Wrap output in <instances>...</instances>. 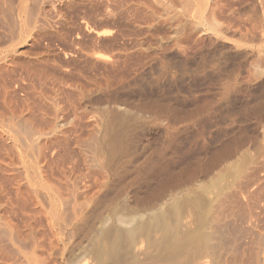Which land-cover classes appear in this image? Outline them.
<instances>
[{"label":"rangeland","instance_id":"374dc122","mask_svg":"<svg viewBox=\"0 0 264 264\" xmlns=\"http://www.w3.org/2000/svg\"><path fill=\"white\" fill-rule=\"evenodd\" d=\"M260 1L221 0L216 12L218 15L214 16L215 22L212 15L208 17L204 8V14L199 9L202 14H196L197 10L193 17H198L192 19L191 13L196 8L188 12L171 0H0V10L4 9L0 11V119L4 118L0 120V222L9 223L11 220L12 226H17L23 232L26 245H22L21 250L30 246L33 238L28 224L36 226L43 239V247L47 246L40 250L30 246L33 252L29 251L28 246L25 251H29V256L32 255L31 259L28 258L29 262L24 260L28 255L20 250L22 264H36L42 252L48 264H51V259L52 264H64V260L65 264H191L195 259L203 261L201 256L204 255L205 259H210L208 264H212L213 258L211 255L209 257V253L206 258L207 250L199 241L200 232L205 231L202 225L198 238H192L188 245L197 247L191 252L187 246L191 252L188 253L185 246L187 253L178 254V257L174 251L168 253L161 247L162 252L159 248L160 244L156 240L161 230L157 227L136 231L133 240V237L127 238L125 250L121 248V253H125L118 258L109 256V239L103 233L106 225L112 223L116 226L121 216L127 219L130 216L150 217L176 198L195 192L201 193L207 209H210L211 204L212 208L218 206V197L226 206L231 201L236 202L231 204L232 209L231 206L227 208L224 214L227 216H223V219L229 221L233 217L231 223H240L235 224L237 226L244 222L253 223V227L263 233L264 0L263 4ZM8 8L11 9L9 12ZM200 17L202 20H198ZM216 23L220 25L217 28ZM116 117L123 124L125 147H122L121 152L111 154L107 148V125ZM41 155L45 160L39 159ZM2 161L14 162L9 165L15 166L16 170L21 165L17 171H24L23 174L20 171L17 174L20 177L16 175L14 178L33 180L29 188L37 190L35 199L37 196L40 204L43 203L42 212H37L44 215L43 210L47 208L48 213L54 206L52 212L55 215L50 213L55 217L50 213L51 216L48 214L46 217L47 213L38 215L34 210L40 208L38 198L37 201L28 200L32 204H25L26 208L25 205L22 208L34 211L22 213L16 203L18 207L13 205L16 207H13V215L11 212L1 214V207L7 204V197L13 191L14 181L18 182L9 171L3 169ZM46 161L47 165L51 163L52 169L56 167L55 170L47 167L51 177L47 171L48 177L46 174L43 176L40 169V165ZM70 162L75 169L70 166ZM68 166L73 169L74 175H68L70 181L63 179V183H58L60 168L69 171ZM36 167L40 174H37ZM52 171L57 175L52 174ZM54 175L58 178L53 183ZM43 177H46V181ZM58 185L62 191L60 188L56 191ZM72 193L76 196L74 200H71ZM57 194L60 198L62 195L71 196V203L77 198L80 202L83 200L86 204H80L79 201L74 203L79 202L83 207L86 205V210L78 205L74 207L75 211H82V214L70 212L69 203L65 205L63 197L61 201ZM66 197L64 199L68 201ZM50 200H57L56 204ZM35 201L38 204L35 205ZM241 203L244 208L239 205ZM255 203H258V207ZM63 204L69 208L61 207ZM57 205L62 208L57 211L66 215L57 213ZM245 205L253 208L250 209L251 213L255 212V205L258 212L256 210L255 215L249 217L250 211H243L247 209ZM66 208L67 211H64ZM239 208H243L242 212H239ZM243 212L249 214L245 217H249L252 223L242 220ZM65 216H69V221ZM61 217L67 218V221H62ZM71 217L75 218L72 221H77L74 223L77 225L71 223ZM195 217L190 206L180 211L177 216L180 225L178 235L189 234L199 226ZM48 218L52 220L49 222ZM64 222L70 223L67 225ZM48 223L54 226L48 227ZM248 224L244 225L245 233L247 229L251 230ZM61 226H64L63 230ZM247 234L250 235V232ZM50 248L51 251L48 250ZM185 248L180 252L184 253ZM164 251L168 254H162ZM34 252H38L35 257ZM44 254L38 257L40 264L46 263ZM30 260H35V263Z\"/></svg>","mask_w":264,"mask_h":264},{"label":"bare ground","instance_id":"6f19581e","mask_svg":"<svg viewBox=\"0 0 264 264\" xmlns=\"http://www.w3.org/2000/svg\"><path fill=\"white\" fill-rule=\"evenodd\" d=\"M2 1V0H1ZM6 1V0H5ZM9 1H11V0H9ZM172 1V3L174 2V4H176L177 3V6H178V4H179V6L180 7H183V8H185L188 12H189V10L191 11V10H193L194 8H196V9H194V13H191V17H192V19L195 17V18H197L198 17V15L197 16H194L193 17V15L195 14V11L197 12V10H198V12L196 13V14H200V11H199V9L201 10V11H203L202 10V8H204L205 10H206V12L208 13V17H210L211 15L213 16V18L212 19H214V16H215V14H216V12H218V9L220 8V6H221V0H171ZM222 2H224V1H222ZM260 2H262V0L260 1ZM247 3V2H246ZM3 4V3H2ZM166 4V3H165ZM169 4V3H168ZM261 4H263V2L261 3ZM12 5V4H11ZM10 5V6H11ZM167 5V4H166ZM171 5V4H170ZM176 6V7H177ZM233 6V5H232ZM264 6V5H263ZM263 6H261V7H263ZM4 7H6V6H4ZM252 7V6H251ZM11 8V7H10ZM183 8H182V10H183ZM193 8V9H192ZM256 8V7H255ZM264 8V7H263ZM0 9H1V7H0ZM9 9V8H8ZM4 10V9H3ZM3 10H0V11H3ZM7 10V9H6ZM5 10V11H6ZM11 9H9L8 10V12L10 11ZM169 10V9H168ZM175 10V9H174ZM204 10V11H205ZM208 10V11H207ZM166 11V10H165ZM170 11H172V10H170ZM181 11V10H180ZM187 11H185V12H187ZM204 11L202 12L203 14H204ZM7 12V11H6ZM183 12V11H182ZM193 12V11H192ZM2 13V12H1ZM12 13L14 14V12L12 11ZM18 13V12H17ZM180 13V12H179ZM201 13V14H202ZM7 14V13H6ZM10 14V13H9ZM12 14V15H13ZM16 14V13H15ZM178 14V13H177ZM186 14V13H185ZM184 14V16L186 17V15ZM200 14V15H201ZM188 15V14H187ZM189 15H190V13H189ZM189 15H188V17H189ZM216 15H218V14H216ZM9 17L11 16V15H8ZM15 16V15H14ZM180 16V15H179ZM205 16H206V14H205ZM3 17V16H2ZM176 17H178V16H176ZM183 17V16H182ZM184 17V18H185ZM217 17V16H216ZM219 17V16H218ZM14 18V17H13ZM187 18V17H186ZM201 18V17H200ZM206 18V17H205ZM222 18V17H221ZM226 18V17H225ZM2 19H5V18H2ZM189 19V18H188ZM207 19V18H206ZM206 19H204V20H206ZM219 19V18H218ZM14 20V19H13ZM198 20H202V18L201 19H198ZM215 20V19H214ZM220 21H221V19H219ZM194 21V20H193ZM196 21V20H195ZM207 21V20H206ZM205 21V22H206ZM208 21H211V20H209L208 19ZM3 22V21H2ZM17 22V21H16ZM180 22V21H179ZM190 22V21H189ZM198 22V21H197ZM197 22H195V23H197ZM215 22H216V20H215ZM218 22V21H217ZM223 22V21H222ZM251 22H252V20H251ZM191 23V22H190ZM193 23V22H192ZM199 23H200V21H199ZM199 23H197V24H199ZM214 23V22H213ZM250 23V22H249ZM3 24V23H2ZM4 24H7V23H4ZM10 24V23H9ZM196 24V25H197ZM203 23H201V25H202ZM217 24L218 23H216V28L217 27H219L220 25H218L217 26ZM225 24V23H224ZM195 25V24H194ZM206 25H208V24H206ZM205 25V26H206ZM251 25V24H250ZM11 26H12V23H11ZM210 26H212L211 24H210ZM253 27V26H252ZM209 28H211L212 29V27H209ZM209 30V29H208ZM207 30V31H208ZM213 30V29H212ZM216 31V30H215ZM220 31V30H219ZM218 31V32H219ZM214 32V31H213ZM217 33V32H216ZM3 100V99H2ZM11 100V99H10ZM5 101H6V99H5ZM8 102H9V100H8ZM13 102V101H12ZM3 104V103H2ZM8 104V103H7ZM1 105V104H0ZM16 105V104H15ZM14 105V106H15ZM2 106V105H1ZM4 107V106H3ZM7 107V106H6ZM10 108V107H9ZM15 108V107H14ZM19 108V107H18ZM7 109V108H6ZM16 109V108H15ZM23 110V109H22ZM13 111H14V109H13ZM9 112V111H8ZM16 113V112H15ZM21 113V112H20ZM20 113H18V114H20ZM4 114V113H3ZM13 114V113H12ZM18 114H16L17 116H18ZM116 114V113H115ZM120 114H122V113H120ZM1 115V114H0ZM14 115V114H13ZM24 115V114H23ZM31 115V114H30ZM116 115H118V114H116ZM123 115V114H122ZM3 116V115H2ZM6 116V115H5ZM12 116V115H11ZM22 116V115H21ZM26 116H28V115H26ZM124 116V115H123ZM122 116V117H123ZM4 117V116H3ZM9 117V116H8ZM113 118V117H112ZM4 119V118H3ZM2 119V120H3ZM27 119V118H26ZM120 119V118H119ZM118 119V117H116V119H113V120H110L109 122H108V125H107V136H108V140H107V148L109 149H107L111 154H113V153H117L118 151H120L121 149H122V147L124 148L125 147V145L123 146V124H122V122H120V120ZM1 120V119H0ZM1 120V121H2ZM6 120L7 119H5V122H6ZM18 120V119H17ZM22 120H23V118H22ZM123 120V119H122ZM0 121V122H1ZM12 121V120H11ZM4 122V123H5ZM8 122H10V121H8ZM17 122V121H16ZM19 122V121H18ZM21 122V121H20ZM28 122H30V121H28ZM48 122V121H47ZM106 122V121H105ZM10 123H12V122H10ZM26 123V122H25ZM34 123V122H33ZM20 124V123H19ZM30 124V123H29ZM28 124V125H29ZM45 124H46V121H45ZM47 124H51V122L50 123H47ZM122 124V125H121ZM2 125V124H1ZM11 125V124H10ZM13 125H15V124H13ZM18 125V124H17ZM22 126H23V123H22ZM30 126H32V125H30ZM37 126V125H36ZM39 126H41V125H38V127ZM7 127V126H6ZM125 127V126H124ZM8 128V127H7ZM10 128V127H9ZM19 128V127H18ZM17 128V129H18ZM32 128V127H31ZM30 128V129H31ZM14 129V128H13ZM20 129V128H19ZM25 129V128H24ZM28 129V128H27ZM33 129H35V128H33ZM6 130V129H5ZM15 130V129H14ZM23 130V129H22ZM7 131V130H6ZM25 131V130H24ZM35 131V130H34ZM39 131V130H38ZM14 132V131H13ZM17 132V131H16ZM125 132V131H124ZM9 133V132H8ZM19 133V132H18ZM25 133V132H24ZM23 133V134H24ZM31 133V132H30ZM32 133H34V132H32ZM52 134V133H51ZM25 135V134H24ZM40 135V134H39ZM42 135H45V134H43L42 133ZM50 135V134H49ZM48 135V136H49ZM1 136V135H0ZM13 136V135H12ZM20 136V135H19ZM27 136V135H26ZM25 136V137H26ZM33 136V135H32ZM10 137V136H9ZM14 137V136H13ZM24 137V136H23ZM124 137L126 138V136L124 135ZM37 138H38V136H37ZM49 138V137H48ZM22 139V138H21ZM29 139H30V137H29ZM34 139V138H33ZM32 139V140H33ZM47 139V138H46ZM55 139H57V138H55ZM67 139V138H66ZM103 139V138H102ZM15 140H17V139H15ZM36 140V139H35ZM19 141V140H18ZM17 141V142H18ZM41 141V140H40ZM67 141V140H66ZM6 142V141H5ZM28 142V141H27ZM42 142V141H41ZM41 142H40V145H41ZM54 142V141H53ZM99 142V141H98ZM105 142V141H104ZM95 143H97V142H95ZM94 143V144H95ZM21 144V143H20ZM38 144V143H37ZM36 144V145H37ZM62 144V143H61ZM64 144V143H63ZM100 144H102V143H100ZM1 145V144H0ZM4 145H5V143H4ZM25 145H27V144H25ZM39 145V144H38ZM46 145V144H45ZM58 145H60V144H58ZM97 145V144H96ZM10 146V145H9ZM31 146V145H30ZM34 146V145H33ZM53 146V145H52ZM4 147V146H3ZM12 147V146H11ZM14 147V146H13ZM36 147V146H35ZM67 147V146H66ZM19 148V147H18ZM29 148V147H28ZM27 148V149H28ZM31 148V147H30ZM38 147H36V149H37ZM43 148V147H42ZM42 148H40V149H42ZM49 148V147H48ZM5 149V148H4ZM64 149V148H63ZM67 149V148H66ZM12 150V149H11ZM51 150V149H50ZM59 150V149H58ZM106 150V151H107ZM7 150L5 149V152H6ZM10 151V150H9ZM13 151V150H12ZM11 151V152H12ZM57 151V150H56ZM62 151V150H61ZM64 151V150H63ZM20 152V151H19ZM32 152V151H31ZM59 152V151H58ZM109 152H108V154H109ZM121 152V151H120ZM119 152V153H120ZM41 152H39V154H40ZM56 153V152H55ZM72 153V152H71ZM17 154V153H16ZM15 154V155H16ZM44 154V153H43ZM51 154V153H50ZM65 154V153H64ZM83 154V153H82ZM1 155V154H0ZM14 155V154H13ZM18 155V154H17ZM29 155V154H28ZM33 155H34V153H33ZM32 155V156H33ZM57 155V154H56ZM61 155V154H60ZM7 156H8V154H7ZM55 156V155H54ZM112 156V155H111ZM1 157V156H0ZM15 157V156H14ZM36 157V156H35ZM44 156L43 155H41L40 156V158L39 159H42ZM70 157V156H69ZM264 157V156H263ZM47 158V157H46ZM56 158V157H55ZM30 159V158H29ZM71 159V158H70ZM264 159V158H263ZM2 160H3V158H2ZM20 160H21V158H20ZM22 160H23V158H22ZM21 160V161H22ZM43 160H45L44 158H43ZM42 160V163L44 162ZM61 160V159H60ZM62 160H63V158H62ZM11 161V160H10ZM13 161V160H12ZM40 161V160H39ZM66 161V160H65ZM65 161H64V163H65ZM69 161V160H68ZM5 162V161H4ZM24 162V161H23ZM35 162V161H34ZM57 162H59V160L57 161ZM56 162V163H57ZM74 162V161H73ZM72 162V165L74 164ZM1 163H3V161L1 162ZM9 163L10 164H14V162H8V163H3V165H1L2 167H4L3 169L4 170H6V171H9V174L10 175H13L12 176V178H14L18 173H20V171H17L18 169H20V167H21V165H20V167L18 166V168H17V170H16V168H14L13 167V165L11 166V165H9ZM15 163H17V162H15ZM41 163V164H42ZM47 161H46V163H44V164H42V165H40V164H38V165H40V169H41V171H42V175L44 176L45 174H46V171L48 172V168H50L51 167V163H49L48 165H47ZM61 163H62V161H61ZM67 163H69V162H67ZM85 163V162H84ZM58 164V163H57ZM17 165H18V163H17ZM16 165V166H17ZM37 165V167L39 168V166ZM89 165V164H88ZM50 166V167H49ZM59 166V165H58ZM57 166V167H58ZM70 166H71V162H70ZM262 166V165H261ZM264 166V165H263ZM23 167V166H22ZM36 167V168H37ZM48 167V168H47ZM64 167V166H63ZM71 167H73V166H71ZM75 167V166H74ZM73 167V169H75ZM37 168V170L36 171H38L39 169ZM54 168H56V167H54ZM53 168V169H54ZM60 168V167H59ZM68 168L70 169L69 171H67L66 169H62V167L60 168V171H59V173H60V175H61V178H58L57 176H55V175H57V173H55L54 171H52V174H55L53 177H54V181H53V183L55 182V178L57 177L58 179H57V181H58V183H60V182H64V180L66 181V179L68 180V181H70V179L68 178V175H74L73 174V169L72 168H70L69 166H68ZM87 168V167H86ZM2 169V170H3ZM27 169V168H26ZM25 169V171H27ZM51 169H52V167H51ZM50 169V170H51ZM52 169V170H53ZM251 169V168H250ZM254 169V168H253ZM257 169V168H256ZM255 169V170H256ZM49 170V171H50ZM55 170V169H54ZM76 170H77V167H76ZM249 170V169H248ZM36 171H35V173H36ZM40 171V172H41ZM75 171V170H74ZM92 171V170H91ZM24 172V171H23ZM23 172L21 171V173L23 174ZM54 172V173H53ZM85 172V171H84ZM247 172V171H246ZM257 172V171H256ZM3 173V172H2ZM7 173V172H6ZM28 173V172H27ZM44 173V174H43ZM59 173H58V175H59ZM77 173V172H76ZM147 173V172H146ZM252 173V172H251ZM4 174H5V172H4ZM37 174H40L39 173V171H38V173ZM50 174V172H48V175ZM83 174V173H82ZM86 174H88V172L86 173ZM90 174V173H89ZM96 174V173H95ZM94 174V175H95ZM254 174V173H253ZM48 175L46 174L45 176L46 177H48ZM59 175V176H60ZM67 175V176H66ZM80 175V174H79ZM141 175V174H140ZM245 175V174H244ZM249 175V174H248ZM256 175V174H255ZM2 176V175H1ZM18 177H20L19 175H17ZM16 176V177H17ZM26 177H27V175H25ZM25 176H24V178H25ZM28 176H29V174H28ZM50 176V175H49ZM78 176V175H77ZM235 176V175H234ZM247 176V175H246ZM260 176V175H259ZM4 177V176H3ZM23 177V176H22ZM37 177H38V175H37ZM46 177H43V180H45L46 181V179H44V178H46ZM51 177V176H50ZM70 177V176H69ZM146 177H148V176H146ZM244 177V176H243ZM251 177V176H250ZM257 177V176H256ZM1 178V177H0ZM10 178H11V176H10ZM32 178V177H31ZM86 178V177H85ZM97 178V177H96ZM235 178V177H234ZM263 178V177H262ZM2 179V178H1ZM14 179H18V178H14ZM26 179V178H25ZM29 179V178H28ZM28 179H26V181H23L22 180V178H19L18 179V182L17 181H14L15 182V185H14V182H13V179H12V182H13V185H14V187H13V191L11 192V194H10V196L9 197H7V199H8V201H7V204H3V207H1V211H2V213L1 214H4V212H11V214H12V211H13V207H15L16 206V203H18L19 204V209L21 208V211H22V213H23V211H25L24 213H26V210H28V209H23L22 210V208H23V206L26 204H32V203H28L30 200H31V202H32V199H34V200H36L38 197V195H37V190L36 189H30L29 188V186H31L29 183H31L32 181H29ZM64 179V180H63ZM75 179V178H74ZM94 179H95V177H94ZM255 179V178H254ZM6 180V179H5ZM52 181V179H48V181ZM97 180V179H96ZM96 180H95V182H96ZM237 180H239V179H237ZM250 180V179H249ZM257 180V179H256ZM259 180V179H258ZM261 180V179H260ZM264 180V179H263ZM40 181H41V179H40ZM39 181V182H40ZM72 181V180H71ZM233 181H235L234 179H233ZM245 181V180H244ZM34 182V181H33ZM42 182V181H41ZM44 182V181H43ZM62 182V183H63ZM67 182V181H66ZM66 182H65V184H66ZM98 182V181H97ZM246 182H247V180H246ZM253 182V181H252ZM263 182V181H262ZM6 183V182H5ZM4 183V184H5ZM35 183H37L36 181H35ZM34 183V184H35ZM61 183V184H62ZM74 183V182H73ZM225 183V182H224ZM223 183V184H224ZM232 183V182H231ZM243 183V182H242ZM1 184V183H0ZM28 184V185H27ZM68 184H69V182H68ZM71 184V183H70ZM251 184V183H250ZM259 184V183H258ZM8 185V184H7ZM10 185V184H9ZM12 185V184H11ZM27 185V186H26ZM48 186H49V184H47ZM56 185V184H55ZM234 185V184H233ZM256 185V184H255ZM261 185V184H260ZM4 186V185H3ZM44 186V185H43ZM50 186H52V185H50ZM57 186V185H56ZM55 186V187H56ZM66 186H67V184H66ZM71 186H72V184H71ZM73 186H74V184H73ZM236 186V185H235ZM234 186V187H235ZM29 189H28V188ZM61 186L60 185H58V187H56V191H57V189L59 190V188H60ZM63 187V186H62ZM68 187V186H67ZM228 187V186H227ZM231 187V186H230ZM229 187V188H230ZM233 187V186H232ZM241 187V186H240ZM254 187V186H253ZM257 187V186H256ZM259 187V186H258ZM264 187V186H263ZM262 187V188H263ZM3 188V187H2ZM1 188V189H2ZM5 188V187H4ZM242 188H243V185H242ZM247 188V187H246ZM245 188V189H246ZM42 189V188H41ZM46 189H48L47 188V186H46ZM61 189V188H60ZM65 189V188H64ZM68 189L69 188H67V191H68ZM220 189V188H219ZM228 189V188H227ZM235 189V188H234ZM233 189V190H234ZM251 189V188H250ZM254 189V188H253ZM258 189V188H257ZM5 190H6V188H5ZM39 190V189H38ZM54 190H55V188H54ZM224 190V189H223ZM222 190V191H223ZM229 190V189H228ZM231 190V189H230ZM236 191H237V189H235ZM234 190V191H235ZM239 191L238 192H240V188L238 189ZM254 190H256V189H254ZM259 190V189H258ZM61 191H62V189H61ZM67 191L65 192V193H67ZM72 191V190H71ZM201 191V190H200ZM219 191V190H218ZM217 191V192H218ZM234 191H233V193H234ZM247 191V190H246ZM251 191V190H250ZM2 192V191H1ZM68 192H70V191H68ZM75 192H76V190H75ZM224 192H226V191H224ZM228 192H230V191H228ZM248 192V191H247ZM254 192V191H253ZM259 192H260V190H259ZM258 192V193H259ZM4 193H6V192H4ZM33 193V194H32ZM71 193V192H70ZM232 193V194H233ZM245 193V192H244ZM252 193V192H251ZM263 193V192H262ZM58 194H61V193H59L58 192ZM57 194V195H58ZM75 193H72V197L71 196H68V195H70L69 193H68V195H64V197H63V195H62V197H63V200H64V203H65V205H68L66 202H68L69 203V205L68 206H70L71 208H73L72 210H71V208H69L68 206H65L64 204V206H61V207H68L69 209H70V212H74V213H76V214H78L79 215V213H81L82 211H79V213H77V211H75L76 209L74 208V207H78V205H79V202H80V200H78V198H77V200L75 199V201H79L77 204L76 203H74L73 201H72V203L70 202L72 199L74 200V198L76 197L75 195H74ZM80 194V193H79ZM78 194V195H79ZM222 194V193H221ZM220 194V195H221ZM225 194V193H224ZM234 194H237V193H234ZM234 194H233V196H234ZM241 194V193H240ZM261 194V193H260ZM35 195H37L36 196V199H35ZM48 195V194H47ZM219 195V196H220ZM238 195V194H237ZM66 196H68V197H66ZM75 196V197H74ZM222 196V195H221ZM225 196V195H224ZM227 196H228V194H227ZM227 196H225V197H227ZM230 196H232L231 194H230ZM247 196H249V195H247ZM260 196V195H259ZM56 197V196H55ZM58 197H59V195H58ZM61 197V198H62ZM66 197V199L67 198H69V197H71V200H70V198H69V200L68 201H66L64 198ZM243 197V196H242ZM252 197V196H251ZM57 198V197H56ZM60 198V197H59ZM61 198H60V200H61ZM86 198V197H85ZM222 198H224V197H222ZM229 197H227V199H228ZM235 198L237 199V196H235ZM256 197H254V199H255ZM3 199V198H2ZM44 199V198H43ZM58 199V198H57ZM81 199V198H80ZM241 199V198H240ZM243 199H245L244 197H243ZM248 198L246 197V200H247ZM29 200V201H28ZM33 200V201H34ZM38 200H39V198H38ZM60 200H58V201H60ZM85 200V199H84ZM218 200H219V202L217 203L215 200V202H216V205L218 204V206H215V207H211L213 204H211L210 205V209H207L206 208V206H205V203H206V201H205V199L203 198V196L201 195V193L200 192H195L194 194H191V195H182V196H180L179 198H176L174 201H172V202H170V203H168L165 207H163L161 210H159L158 212H156V213H154V214H152L150 217H141V218H139V216H138V218H131V216L129 217L130 219H127V218H124L123 216H121L122 218H119L117 221H118V224L116 225V226H114L112 223H110L111 225H109L108 224V226L106 225L105 226V228H103L104 230H103V233H104V235L106 236H108V239H109V244H108V254H109V256L111 257V258H118V257H122L121 255H123L124 253H125V251H124V253H121V252H123V250H125V245H124V243H125V241H126V239L127 238H131V237H133V238H131L132 240L134 239V236H135V232L136 231H140V230H147L148 231V229L150 228H154V227H157V228H159L160 230H161V233H160V236H159V238L156 240V242H158L159 244H160V246H159V248H161V247H163V249L164 250H166V252H168V251H174L175 252V254H177V257H178V254H179V256L181 255V253H182V255L183 254H185V253H187V248L189 247L190 248V250H191V252L192 251H194V249L197 247L196 245H195V248H194V245H193V247L191 246H188L189 244H190V240L192 239V238H195V236H196V238H198V236H197V234H199L198 232H200L201 231V228H200V226L202 225V226H204L205 227V231H201L200 232V234H199V241H201L202 242V244H203V246L205 247V249L207 250V251H205L206 252V258L208 257V254L207 253H209V257H210V255H211V257L213 258L211 261L213 262L212 264H264V231H263V233L261 232H258V230H256L257 228H255V227H253V223H252V221L251 220H249L250 218V216H251V214H254L255 212H256V210L257 209H255V205L256 204H258V203H261V202H258V203H255V205L253 206L254 207V210H255V212L254 213H251V211H250V209H253L250 205H245V208H247V209H243L244 208V206L242 205V203L241 204H239V205H241V207L243 206V211L245 210H247V212L248 211H250V215L249 214H247V212H243L244 213V215H243V221H250L249 223H252L251 225L250 224H248V226L249 227H251V228H249V229H251V230H248L247 229V231H249L250 232V235H248L247 233H249V232H247L246 231V233H245V228H244V225H247L245 222V224L243 225H238V226H240V227H238L237 225H235V224H240V223H236V222H234L233 224L234 225H232V220H233V215L231 216L232 217V220H230L229 219V221H227V219L226 220H224L223 219V216H224V214H225V212L227 211V208H230V206H231V209H232V205L231 204H236V202L235 203H232V201H231V204L228 206H226V204L224 205V204H222V201H221V198L219 199V197H218ZM223 200H225V199H223ZM232 200L234 201L235 199L234 198H232ZM242 200V199H241ZM249 200H250V196H249ZM2 201V200H1ZM3 201H4V199H3ZM37 201V200H36ZM36 201L34 202V204L36 205V204H38V203H36ZM42 201V200H41ZM57 201V200H56ZM55 201V202H56ZM62 201V200H61ZM237 202H238V199L236 200ZM244 201V200H243ZM37 202H39V206H40V208L39 209H36V208H34V210H36V212L37 211H39V212H42V211H40L41 210V205L43 204L42 202V204H40V200L39 201H37ZM45 202V201H44ZM50 202H53V201H51L50 200ZM55 202H53V204L55 203ZM86 202H88V201H86ZM215 202H214V205H215ZM252 202H254V201H252ZM256 202V201H255ZM15 203V204H14ZM49 202L47 201V205L49 206V204H48ZM58 203H60V202H58ZM70 203H71V205L73 206V205H77V206H71L70 205ZM81 203H83V204H86V203H84L83 202V200H81V202H80V204ZM249 203V202H248ZM51 204V203H50ZM52 204V205H53ZM56 204V203H55ZM83 204L82 205H79V206H82L83 207ZM252 204V203H251ZM13 205H15V206H13ZM26 205L24 206L25 208H26ZM35 205H33V206H35ZM59 205H62V203L61 204H59ZM208 205V204H207ZM238 205V204H237ZM263 205V204H262ZM1 206V205H0ZM47 206V207H48ZM51 206V205H50ZM85 206L86 205H84V207H83V210L85 209ZM185 206H190L191 207V209L193 210V212H194V219H197V221H198V224H199V226H198V224H195V226H198V227H195L194 229H192V231H190V233L189 232H187V233H189V234H181V235H178V233H177V231H179V221L177 220L178 218H177V216H178V214L180 213V211H182V209L185 207ZM226 206V207H225ZM235 206V205H234ZM247 206H250V207H247ZM257 206V205H256ZM264 206V205H263ZM16 207H18V206H16ZM15 207V208H16ZM30 207V206H29ZM36 207V206H35ZM57 208H56V211H57V209L59 210L60 209V207L58 208V205L56 206ZM236 207V206H235ZM240 207V206H239ZM258 207V206H257ZM256 207V208H257ZM259 207H261L260 205H259ZM44 208V207H43ZM54 208V206L52 207V209ZM80 208V207H79ZM79 208H77V210H79ZM18 209V210H19ZM47 209V208H46ZM46 209L45 210H43L44 211V213L46 214L47 213V211H46ZM49 209H51V207L49 208ZM51 209V211L50 212H52L53 210ZM62 209V208H61ZM60 209V210H61ZM82 209V208H81ZM80 209V210H81ZM230 209V210H231ZM235 209V208H234ZM238 209V208H237ZM242 209H240L239 208V212H242ZM15 210V209H14ZM17 210V209H16ZM30 210V209H29ZM28 210V211H29ZM31 210H33V209H31ZM31 210H30V212H31ZM33 210V211H34ZM59 210V211H60ZM67 211V208L66 209H64V211ZM86 210V209H85ZM241 210V211H240ZM261 210V209H260ZM264 210V209H263ZM32 211V212H33ZM46 211V212H45ZM63 211V212H64ZM14 212H16V211H14ZM13 212V213H14ZM35 212V213H36ZM49 211H48V213H47V215H45V217L46 216H49L50 214H54L55 212H52V213H50ZM232 212V211H231ZM234 212H236V211H234ZM239 212H237V213H239ZM253 212V211H252ZM257 212H258V210H257ZM28 213V212H27ZM34 213V212H33ZM38 213V212H37ZM36 213V214H37ZM50 213V214H49ZM57 213H59L58 211H57ZM60 213H62V211L60 212ZM59 213V214H60ZM69 213V210H68V212H67V214ZM73 213V215H72V213H71V215L72 216H76V214H74ZM242 213V214H243ZM20 214V213H19ZM32 214V213H31ZM36 214H34V215H36ZM39 214H42V213H38V215ZM49 214V215H48ZM52 214V215H53ZM58 214V215H59ZM70 214V213H69ZM68 214V215H69ZM82 214V213H81ZM81 214H80V216H81ZM83 214H85V213H83ZM231 214V213H230ZM240 214V213H239ZM241 214V215H242ZM264 214V213H263ZM13 215V214H12ZM22 215V214H21ZM27 215V214H26ZM34 215H31V216H34ZM43 215V214H42ZM43 215V216H44ZM55 215V214H54ZM53 215V216H54ZM62 215H63V213H62ZM61 214H60V216H62ZM64 215H66V213H64ZM63 215V216H64ZM240 215V216H241ZM245 215H249V217H248V219H246V217H245ZM255 215V214H254ZM259 215V214H258ZM260 215H261V213H260ZM14 216H15V214H14ZM51 216V215H50ZM52 216V217H53ZM227 216V215H226ZM226 216H224L225 218H226ZM26 216H24V218H25ZM36 216H34V218H35ZM55 217V216H54ZM56 217H57V215H56ZM65 217H68V221H69V216H65ZM79 217V216H78ZM83 216H81V218H82ZM230 217V216H229ZM236 217V216H235ZM258 217V216H257ZM10 218V217H9ZM21 218V217H20ZM30 218V217H29ZM73 218L74 217H71V223L73 222L72 220H73ZM81 218H77L78 220H80ZM236 218H238V217H236ZM244 218L246 219V220H244ZM260 218V217H259ZM7 219V218H6ZM15 219V218H14ZM36 219V218H35ZM35 219H33L32 218V220H35ZM47 219V218H46ZM45 219V220H46ZM55 219V218H54ZM53 219V220H54ZM60 219V218H59ZM61 219H62V217H61ZM63 219L64 220H66L64 217H63ZM62 219V221H64ZM75 219V218H74ZM76 219V220H77ZM257 219V218H256ZM3 220H4V218H3ZM10 220V219H9ZM36 220H38V219H36ZM52 220V219H51ZM50 220V221H51ZM66 220V221H67ZM177 220V221H176ZM0 221H2L1 219H0ZM27 221H29L28 219H27ZM26 221V222H27ZM48 221H49V218H48ZM47 221V222H48ZM49 221V222H50ZM56 221H58V220H56ZM56 221H54V222H56ZM62 221H60L61 223H62ZM75 221V220H74ZM196 221V220H195ZM197 221H196V223H197ZM257 221H258V219H257ZM264 221V220H263ZM4 222V221H3ZM3 222H0V264H22V261H21V259L23 258V257H21V251L23 252V254H25L26 256L29 254V251L33 248L34 250H40L41 248H44L43 247V243H42V238H40V235L38 234V229H35V227H33V226H31V225H29L28 224V226H30V234L33 236V238L30 240L31 241V244H30V246L32 247L31 249H30V246H29V251H28V253L26 252L28 249H27V247H25V249H27L26 251H25V249H24V246L22 247L24 250H21L20 248H21V246L22 245H24L25 244V240H26V237H25V235L23 234V232H20L19 231V229H18V227L16 226V228L14 227V226H12V223H10L11 222V220H10V222L9 223H7L6 222V220H5V222L7 223V225H6V223H3ZM23 222H25V221H23ZM31 222V221H30ZM29 222V223H30ZM32 222H35V221H32ZM53 222V223H54ZM59 222V223H60ZM75 222H77V221H75ZM75 222H73V225H77V224H74ZM79 222V221H78ZM254 222H255V220H254ZM261 222V221H260ZM20 223H22V222H20ZM36 223V222H35ZM35 223H33V224H35ZM52 223V222H51ZM50 223V224H51ZM58 222H57V224H59ZM64 223H67V222H64ZM70 222H68L67 223V225L69 224ZM26 224V223H25ZM31 224V223H30ZM32 224V225H33ZM39 224V223H38ZM49 223H48V227H50V226H52L53 224H51L50 225ZM257 223H255V225H256ZM263 224V223H262ZM6 225V226H5ZM13 225H15V224H13ZM17 225V224H16ZM36 225V224H35ZM45 225V224H44ZM47 225V224H46ZM60 225V224H59ZM61 225H64V224H61ZM66 225V226H67ZM113 225V226H112ZM258 225V224H257ZM257 225H256V227H257ZM260 225L261 224H259V227H260ZM38 226V225H37ZM40 226V225H39ZM54 226V225H53ZM56 226V225H55ZM238 227V228H233V227ZM243 226V227H242ZM23 227H25V226H23ZM57 227V226H56ZM62 227V226H61ZM64 227V226H63ZM63 227H62V230H63ZM71 227H72V225H71ZM70 227V228H71ZM261 227H263L264 228V226H261ZM47 228V227H46ZM59 228V227H58ZM76 228V227H75ZM203 228V227H202ZM247 228V227H246ZM253 228H255V230H256V232H254L255 230L253 229ZM54 229V228H53ZM72 229H73V227H72ZM72 229H69V230H72ZM260 229V228H259ZM21 230V229H20ZM28 230V229H27ZM40 230V229H39ZM48 230H50V229H48ZM68 230V231H69ZM75 230V229H74ZM29 231V230H28ZM41 231V230H40ZM47 231V230H46ZM54 231V230H53ZM59 231V230H58ZM73 231V230H72ZM150 231V230H149ZM62 232V231H61ZM65 232V231H64ZM71 232V231H70ZM24 233H26L27 234V236L28 237H31L30 236V234H28L27 232H25L24 231ZM40 233V232H39ZM42 233V232H41ZM48 233V232H47ZM51 233H52V231H51ZM55 233V232H54ZM53 233V234H54ZM137 233V232H136ZM35 234H37V235H35ZM56 234V233H55ZM54 234V235H55ZM62 234V233H61ZM39 235V236H38ZM44 235H46V234H44ZM51 235V234H50ZM134 235V236H133ZM245 235H247L248 236V238H249V240L247 239V236H245ZM57 235H55V237H56ZM106 236V237H107ZM58 237V236H57ZM65 237V236H64ZM244 237H246L245 239H246V243H245V240H244ZM43 238H45V236L43 237ZM50 238V237H49ZM47 239V238H46ZM51 239H53V238H51ZM50 239V240H51ZM131 239L129 240V241H131ZM48 240V239H47ZM46 240V241H47ZM49 240V241H50ZM55 240H58V239H55ZM28 241V240H27ZM129 241H127V242H129ZM29 242V241H28ZM48 242V241H47ZM55 242H57V241H55ZM54 242V245H56V243ZM45 243V242H44ZM51 243H52V241H51ZM108 243V242H107ZM29 244V243H28ZM243 244H245V245H243ZM247 244V245H246ZM26 245V244H25ZM50 245V244H49ZM58 245H59V241H58ZM57 245V246H58ZM128 245V244H127ZM158 245V244H157ZM56 246V247H57ZM62 246H63V244H62ZM185 246L187 247V248H185ZM47 247V246H46ZM45 247V248H46ZM55 247V246H54ZM59 247H60V245H59ZM124 247V248H123ZM61 248V247H60ZM59 248V249H60ZM64 248H65V246H64ZM123 250H122V249ZM183 248H185L186 250H185V252L183 253V252H180L181 250H183ZM189 248H188V251H189ZM200 248H203V247H201V245H200ZM62 249V248H61ZM60 249V252H61V254H62V250ZM106 249H107V246H106ZM21 250V251H20ZM48 250H50L51 251V248L50 249H48ZM65 249H63V251H64ZM161 250H162V248H161ZM24 251L26 252V253H24ZM43 251H45L44 249H43ZM54 251V250H53ZM128 251V250H127ZM30 252H33V251H30ZM42 252V251H41ZM40 252V253H41ZM129 252V251H128ZM162 252H163V250H162ZM165 251H164V253H162V254H165L166 253ZM171 252V255L173 254ZM180 252V253H179ZM190 251L188 252V253H191ZM202 252V251H201ZM35 254H33L34 256L33 257H35V256H37V254H38V252H34ZM39 253V254H40ZM43 254H44V252H42ZM42 253L40 254V255H42ZM48 254H51V253H49V252H47ZM55 252H53V254H54ZM127 253V252H126ZM169 253V252H168ZM168 253H166V254H168ZM194 253H196V251L194 252ZM198 253V252H197ZM204 252H202L201 254H203ZM32 254V253H31ZM47 254V255H48ZM128 254V253H127ZM174 254V255H175ZM200 254V253H199ZM40 255H38V257L40 256ZM47 255H46V257H47ZM56 255V254H55ZM129 255V254H128ZM170 255V254H169ZM192 255H193V253H192ZM204 255V254H203ZM23 256V255H22ZM25 256V257H26ZM29 256V255H28ZM27 256V259L26 258H24V260H26V262H29V260H28V258H30V256L32 257V255H30L29 257ZM62 256V255H61ZM176 256V255H175ZM194 256V255H193ZM196 256H198V255H196ZM38 257H37V261H36V264L37 263H39L38 261L40 260H38ZM51 257V256H50ZM172 257H174L173 255H172ZM202 257V258H201ZM200 258L201 259H204V260H206V262L204 261H201V260H197V261H201V262H197V261H195L194 259V261L193 262H191V264L193 263V264H196V263H194V262H197V264H204V263H206V264H208V261L210 260H207V259H205L204 257H205V255L204 256H201ZM21 258V259H20ZM44 258H45V254H44ZM48 258V257H47ZM57 258V257H56ZM176 258V257H175ZM193 258H197V257H193ZM31 259V258H30ZM34 259V258H33ZM46 259V258H45ZM44 259V261L46 262V261H48L47 259L45 260ZM108 259V258H107ZM121 259H125V257L124 258H121ZM198 259H199V257H198ZM23 260V259H22ZM28 260V261H27ZM50 260V259H49ZM55 260V259H54ZM64 260V259H63ZM30 261H35V260H30ZM41 261L43 262V259H42V256H41ZM65 261V260H64ZM63 261V263L65 264L66 262H64ZM118 261V260H117ZM121 261V260H120ZM44 262V263H45ZM51 264L53 263L52 262V259H51ZM35 263V262H34ZM47 263V262H46ZM45 263V264H46ZM74 263V262H73ZM210 263V262H209ZM30 264V263H29ZM32 264V263H31ZM40 264V263H39ZM48 264V263H47ZM75 264V263H74ZM83 264V263H82ZM211 264V263H210Z\"/></svg>","mask_w":264,"mask_h":264}]
</instances>
